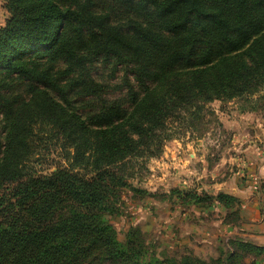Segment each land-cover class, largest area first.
<instances>
[{"label":"trees","instance_id":"obj_1","mask_svg":"<svg viewBox=\"0 0 264 264\" xmlns=\"http://www.w3.org/2000/svg\"><path fill=\"white\" fill-rule=\"evenodd\" d=\"M6 8L0 264H242L236 247L210 261L158 255L138 227L121 240L110 218L123 213L126 189L146 192L130 182L129 163L161 152L172 118L264 88V0H7ZM41 142L54 143L63 162L44 166Z\"/></svg>","mask_w":264,"mask_h":264},{"label":"rangeland","instance_id":"obj_2","mask_svg":"<svg viewBox=\"0 0 264 264\" xmlns=\"http://www.w3.org/2000/svg\"><path fill=\"white\" fill-rule=\"evenodd\" d=\"M6 4L0 0V26L10 17ZM263 96L264 88L172 118L161 152L129 163L130 182L146 192L125 190L123 213L110 218L119 238L134 226L161 256L193 253L210 261L236 247L242 264H264V251L232 243L254 244L251 233L264 235ZM41 146L44 166L62 161L54 143ZM223 192L239 200L226 206L217 199ZM191 194L210 198L196 202Z\"/></svg>","mask_w":264,"mask_h":264},{"label":"crops","instance_id":"obj_3","mask_svg":"<svg viewBox=\"0 0 264 264\" xmlns=\"http://www.w3.org/2000/svg\"><path fill=\"white\" fill-rule=\"evenodd\" d=\"M258 222H260V220ZM250 236L251 239L254 241V244L256 245L264 244V241H262V239H264V235H257L256 233H251Z\"/></svg>","mask_w":264,"mask_h":264}]
</instances>
